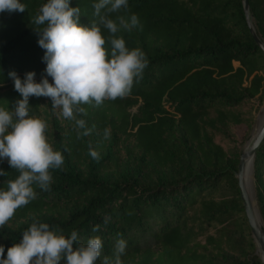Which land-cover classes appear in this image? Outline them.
<instances>
[{
  "label": "trees",
  "instance_id": "16d2710c",
  "mask_svg": "<svg viewBox=\"0 0 264 264\" xmlns=\"http://www.w3.org/2000/svg\"><path fill=\"white\" fill-rule=\"evenodd\" d=\"M23 2V12H0V106L10 108L21 97L8 72L23 78L34 71L39 80L45 68L32 23L45 0ZM247 3L264 43V0ZM92 4L70 0L82 24L96 20ZM132 13L139 25L117 35L129 48L140 47L148 66L127 96L81 105L86 114L78 118L89 135L78 136L82 130L60 115L57 122L58 114L43 119L40 110L50 98L29 97L30 114L48 122V142L62 151L64 163L51 170L49 190L36 188V198L15 211L8 222L16 226L0 231V245L6 253L36 218L65 234L76 229L82 240L100 236L97 264L114 259L117 238L127 243L123 264H263L229 163L242 142L237 128L251 127L264 99V54L249 32L242 0H128L126 10L110 17ZM102 34L107 40V30ZM0 168L5 187L18 173L6 159ZM252 176L264 229V138ZM227 254L237 259L226 260Z\"/></svg>",
  "mask_w": 264,
  "mask_h": 264
},
{
  "label": "clouds",
  "instance_id": "9594fccd",
  "mask_svg": "<svg viewBox=\"0 0 264 264\" xmlns=\"http://www.w3.org/2000/svg\"><path fill=\"white\" fill-rule=\"evenodd\" d=\"M94 22H80V8L70 6V0H45L32 23L36 26L37 44L43 49L44 75L35 79L34 71L23 78L14 70L8 72L13 88L20 94L13 107L0 106V161L7 160L18 175L0 187V228L14 216L15 211L36 198V188L47 191L53 181L51 170L64 163L61 150L48 142V124L30 114L29 97H47L51 108L74 121L78 136H87L91 129L82 117V104L100 106L105 101L127 96L138 82L149 60L140 47L129 48L117 33L131 31L139 25L135 13L112 19L110 14L128 8V0H93ZM23 0H0V12H23ZM107 30V40L102 34ZM51 78V82L49 81ZM104 138L110 129H104ZM64 151H67L65 147ZM93 159L100 156L89 149ZM6 171L0 168V177ZM108 218H105V223ZM100 225H93L98 232ZM21 239L7 248L0 245V264H97L101 258L103 240L98 235L82 240L73 229H63L33 218L21 232ZM127 246L123 238L114 244V259L105 256L102 264H123L121 256Z\"/></svg>",
  "mask_w": 264,
  "mask_h": 264
},
{
  "label": "water",
  "instance_id": "95a60500",
  "mask_svg": "<svg viewBox=\"0 0 264 264\" xmlns=\"http://www.w3.org/2000/svg\"><path fill=\"white\" fill-rule=\"evenodd\" d=\"M242 4H243V12H244V16H245V20H246L249 32L251 36L253 37V39L255 40L256 44L259 46V48L262 50L264 54V43L261 41V39L257 35L255 28L253 26L252 20L250 18L247 0H242ZM259 113H260V110H259ZM263 138H264V120L260 124L256 134L253 136L252 140L250 141L246 149H244L241 152L239 163L237 165V171L235 174V178H236L237 186L239 189V195L242 201L244 214H245L248 226L250 228L251 237L256 245L257 252L261 256V261L264 264V229L262 227V222L260 225L254 216V212L252 209V203L248 196V192L246 190L245 181H244L246 164L248 161H251V166H252L255 152L259 148V143L261 142ZM259 219L261 221L260 216H259Z\"/></svg>",
  "mask_w": 264,
  "mask_h": 264
},
{
  "label": "rangeland",
  "instance_id": "374dc122",
  "mask_svg": "<svg viewBox=\"0 0 264 264\" xmlns=\"http://www.w3.org/2000/svg\"><path fill=\"white\" fill-rule=\"evenodd\" d=\"M264 103V99H263V102H262V104ZM262 104L259 106V108L256 110V112H255V115H254V121H253V123H252V125H251V127L250 128H246V127H243V126H241V127H238L237 128V131H236V133H237V136H238V138H240L241 140H242V142H241V144H240V146H239V148H238V152L233 156V157H231L230 159H229V163H231L233 166H234V168H235V174H236V171H237V165H238V163H239V158H240V154H241V152L244 150V145L246 144V142H250L251 140H252V138H253V136H252V132H253V130H254V128H255V125H256V121H257V116H258V113H259V110H260V108H261V106H262ZM40 112H41V116H42V118L43 119H48V120H51V118H52V114H58V116L55 118V120L57 121V122H59L60 121V116H59V110L58 109H53V108H51V100H46L45 101V103H44V107L42 106V109L40 110ZM47 124H48V122H47ZM49 125H50V127H51V123H49ZM55 130V129H54ZM59 132V131H58ZM56 141H58V140H55V142ZM54 142V143H55ZM55 144H53V146H54ZM126 154V150L124 149V147H123V149H122V151H121V156H124ZM255 156V155H254ZM254 161V160H253ZM124 164H126V161L124 162ZM252 167H253V164H252ZM251 186H252V191H253V195H254V200H255V203H256V207H257V202H256V199H255V191H254V184H253V176H252V170H251ZM257 210H258V207H257ZM258 213H259V211H258ZM260 216V215H259ZM261 218V217H260ZM261 222H262V220H261ZM16 226V223H9V222H7L6 223V225L3 227V228H0V231L1 230H4V229H6V228H9V227H13V226ZM262 227H263V223H262ZM251 235V234H250ZM254 242V241H253ZM255 244V243H254ZM255 247H256V245H255ZM255 253H257V255H258V257L261 259V256H260V254L257 252V248L255 249ZM234 259H237V257L236 256H231V255H226V260H234Z\"/></svg>",
  "mask_w": 264,
  "mask_h": 264
},
{
  "label": "bare ground",
  "instance_id": "6f19581e",
  "mask_svg": "<svg viewBox=\"0 0 264 264\" xmlns=\"http://www.w3.org/2000/svg\"><path fill=\"white\" fill-rule=\"evenodd\" d=\"M264 120V103L262 104L261 108H260V113L257 116V121H256V125L255 128L252 132V136H254L260 126V124L262 123V121ZM250 142H246V144L244 145V149H246V147L248 146ZM251 170H252V166H251V161H248L246 164V169H245V176H244V181H245V186H246V190L248 192V196L251 200L252 203V209L254 212V216L256 218V220L258 221V223L261 225V221L259 219V214H258V210L256 207V203L254 200V195H253V189L251 186Z\"/></svg>",
  "mask_w": 264,
  "mask_h": 264
}]
</instances>
